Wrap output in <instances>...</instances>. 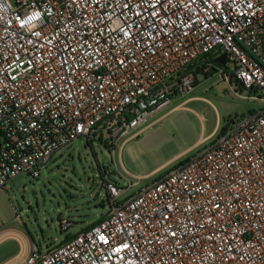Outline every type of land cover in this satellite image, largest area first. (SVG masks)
<instances>
[{
	"label": "built area",
	"instance_id": "built-area-1",
	"mask_svg": "<svg viewBox=\"0 0 264 264\" xmlns=\"http://www.w3.org/2000/svg\"><path fill=\"white\" fill-rule=\"evenodd\" d=\"M204 56L264 101V0H0V188L78 138L119 146ZM103 186L101 222L24 264H264V107L127 197Z\"/></svg>",
	"mask_w": 264,
	"mask_h": 264
},
{
	"label": "rangeland",
	"instance_id": "rangeland-1",
	"mask_svg": "<svg viewBox=\"0 0 264 264\" xmlns=\"http://www.w3.org/2000/svg\"><path fill=\"white\" fill-rule=\"evenodd\" d=\"M232 70L229 62L228 79L214 69L199 74L192 93L174 96L117 147L78 138L58 150L39 177L22 173L10 180L0 188V229L19 228L42 250L61 244L108 213L105 177L128 187L124 198L214 143L232 119L264 107L262 94L242 89ZM176 154L181 156L169 161ZM62 219L73 226L63 230ZM17 247L3 249L0 261Z\"/></svg>",
	"mask_w": 264,
	"mask_h": 264
},
{
	"label": "crops",
	"instance_id": "crops-1",
	"mask_svg": "<svg viewBox=\"0 0 264 264\" xmlns=\"http://www.w3.org/2000/svg\"><path fill=\"white\" fill-rule=\"evenodd\" d=\"M195 98H198V97H190L187 100H191ZM215 133H216V130L211 132L208 135V137L213 136ZM200 142H202V139H200L197 142V144ZM179 156H181V154H176L169 161H173ZM74 236L75 234L69 235L67 240L73 238ZM10 239H11V242L6 244V242ZM14 243H16L18 247L11 252L10 257L8 259L6 260L3 259L2 261H0V264H24L28 256L33 252L35 245H37L32 242L30 237L23 230L19 228H15V227H3L0 229V260H1V255L3 253L2 250L14 246ZM52 245H55V244H52ZM52 245H48V246L51 247Z\"/></svg>",
	"mask_w": 264,
	"mask_h": 264
},
{
	"label": "trees",
	"instance_id": "trees-1",
	"mask_svg": "<svg viewBox=\"0 0 264 264\" xmlns=\"http://www.w3.org/2000/svg\"><path fill=\"white\" fill-rule=\"evenodd\" d=\"M207 58H208L207 56H204V58L199 59L198 61H196L194 64L190 65V66L185 70L186 73H189V72L194 73V75H195V77H196L195 85H196L197 82H198V78H197L198 75L204 73V68L206 67V62H205L204 60L207 59ZM208 59H209V60H213V58H211V57H209ZM213 69L216 71V68H213ZM212 72H213V71H210V70H209L208 72H205V73H207V75H208V73H209V75H210ZM207 75H206V76H207ZM104 143H105L106 146H108V145H107V142L104 141ZM102 219H103V217H102L101 219L95 221V222L92 223L91 225L87 226L86 228H90V227L95 226L96 224H98L99 222H101ZM67 238H68V237H67ZM67 238L65 239V241H67ZM68 240H69V239H68ZM65 241H64V242H65Z\"/></svg>",
	"mask_w": 264,
	"mask_h": 264
},
{
	"label": "water",
	"instance_id": "water-1",
	"mask_svg": "<svg viewBox=\"0 0 264 264\" xmlns=\"http://www.w3.org/2000/svg\"><path fill=\"white\" fill-rule=\"evenodd\" d=\"M227 56L228 54L225 53L222 56H219L215 59V62L219 65L225 66L226 65V61H227ZM110 178V177H109Z\"/></svg>",
	"mask_w": 264,
	"mask_h": 264
},
{
	"label": "clouds",
	"instance_id": "clouds-1",
	"mask_svg": "<svg viewBox=\"0 0 264 264\" xmlns=\"http://www.w3.org/2000/svg\"><path fill=\"white\" fill-rule=\"evenodd\" d=\"M39 14L38 13H33L32 15H30L27 19L28 20H32L34 19L36 16H38Z\"/></svg>",
	"mask_w": 264,
	"mask_h": 264
}]
</instances>
